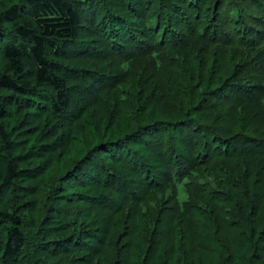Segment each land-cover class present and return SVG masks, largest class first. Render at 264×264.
Wrapping results in <instances>:
<instances>
[{"label": "trees", "instance_id": "16d2710c", "mask_svg": "<svg viewBox=\"0 0 264 264\" xmlns=\"http://www.w3.org/2000/svg\"><path fill=\"white\" fill-rule=\"evenodd\" d=\"M0 264H264V0H0Z\"/></svg>", "mask_w": 264, "mask_h": 264}]
</instances>
